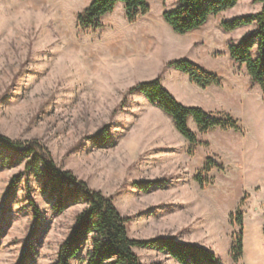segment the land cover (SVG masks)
Returning a JSON list of instances; mask_svg holds the SVG:
<instances>
[{"label":"rangeland","instance_id":"374dc122","mask_svg":"<svg viewBox=\"0 0 264 264\" xmlns=\"http://www.w3.org/2000/svg\"><path fill=\"white\" fill-rule=\"evenodd\" d=\"M90 1L0 0V135L47 147L59 169L111 199L120 215L131 219L132 239L173 238L212 250L221 264H264V96L227 50L229 40L238 41L251 29L231 34L221 29L223 21L255 14L262 4L240 0L203 28L180 36L162 18L178 0L165 6L148 0L151 12L136 24L127 22L119 5L104 17L101 30L80 31L76 16ZM180 59L221 78L222 112L239 121L241 132L201 134L190 121L198 140L207 143L191 147L145 96L127 95L158 77L172 89L178 80L167 65ZM184 97L188 103L197 100ZM105 126L109 140L94 144ZM7 155H0V264L22 258L26 264H53L87 205L83 198L67 203L51 197L41 175L31 176L28 188L26 162ZM208 158L224 169L205 173ZM199 175L207 180L204 188ZM18 176L20 183L11 189ZM147 182L157 183L146 191L136 185ZM240 235L243 256L234 263ZM90 249L88 239L73 264H86ZM134 252L141 264H179L155 250Z\"/></svg>","mask_w":264,"mask_h":264},{"label":"trees","instance_id":"16d2710c","mask_svg":"<svg viewBox=\"0 0 264 264\" xmlns=\"http://www.w3.org/2000/svg\"><path fill=\"white\" fill-rule=\"evenodd\" d=\"M161 1L165 6L167 0ZM239 1L178 0L174 9L164 10L162 18L175 34L184 36L203 28L212 17L234 9ZM259 2L262 4L259 12L223 21L221 29L230 34L242 28L251 29L238 41L229 40L227 50L235 63L245 66L251 87L259 86L264 96V0ZM120 4L124 5L125 18L129 24H136L151 12L148 0H91L76 16L78 29L92 32L101 30L104 27V17L113 13ZM167 67L187 75L190 81L202 90L222 86V80L217 74L188 59L171 61ZM134 93L145 96L150 104L170 117L177 132L191 147L207 143L198 140L197 135L189 127L190 120L201 134H207L215 129L242 131L239 121L230 114L184 106L163 86L160 77L138 83L128 90L127 95ZM123 103L125 101L120 106ZM109 138L108 126H105L92 141L103 146ZM3 151L7 152V157H11V161L17 159L18 164L26 162L24 175L28 188L30 177L41 175L46 180L45 188L49 189L51 197L57 196L59 201L64 198L67 203H77L83 198L87 205L76 217L75 225L69 237L60 245L57 261L53 264H73L88 239L91 249L87 252L86 264H141L134 252L135 249L166 253L179 264H221L212 250L197 244L183 243L166 237L148 240L130 238L128 224L131 219L120 215L111 199L91 189L86 182L76 178L70 171L59 169L48 148L39 141L16 142L0 135V155ZM6 161L12 163L7 158ZM214 168L223 170L224 165L208 158L204 172L209 173ZM20 180L21 176L15 177L10 188L16 187ZM196 180L201 188L206 187V178L199 175ZM155 183L157 182L136 185L146 191ZM63 209L61 206L59 212ZM237 217V223L242 227V214L239 212ZM242 256L243 241L240 235L232 249L234 263H238ZM17 264H26L25 258Z\"/></svg>","mask_w":264,"mask_h":264},{"label":"crops","instance_id":"0c3cea01","mask_svg":"<svg viewBox=\"0 0 264 264\" xmlns=\"http://www.w3.org/2000/svg\"><path fill=\"white\" fill-rule=\"evenodd\" d=\"M123 6V4H120ZM119 6V5H118ZM176 7V6H175ZM174 7V8H175ZM175 75L178 80V83L170 89L166 87L167 90L174 94L175 98L186 107H199L204 109L207 112L218 113L225 111V92L223 94L220 91L221 87H211L207 90H202L197 87L194 83L190 81V78L176 69ZM235 85H238L239 82H234ZM232 93V92H231ZM191 94L197 99L196 102H185L184 95ZM230 94V93H228ZM234 94V93H233ZM223 95V97H222ZM192 121V120H190Z\"/></svg>","mask_w":264,"mask_h":264}]
</instances>
